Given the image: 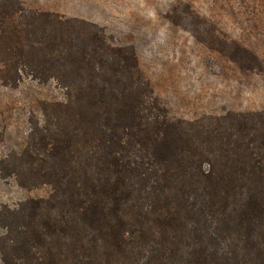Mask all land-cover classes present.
Listing matches in <instances>:
<instances>
[{"label": "trees", "instance_id": "16d2710c", "mask_svg": "<svg viewBox=\"0 0 264 264\" xmlns=\"http://www.w3.org/2000/svg\"><path fill=\"white\" fill-rule=\"evenodd\" d=\"M0 64L1 86L61 94L0 157V264H264L257 115L176 119L133 49L18 0H0Z\"/></svg>", "mask_w": 264, "mask_h": 264}, {"label": "rangeland", "instance_id": "374dc122", "mask_svg": "<svg viewBox=\"0 0 264 264\" xmlns=\"http://www.w3.org/2000/svg\"><path fill=\"white\" fill-rule=\"evenodd\" d=\"M18 1L95 24L133 49L176 119L254 114V122L264 123V0ZM54 98L61 94L53 84L0 85V157L31 147L47 125L44 103ZM7 189L5 197L16 196Z\"/></svg>", "mask_w": 264, "mask_h": 264}]
</instances>
